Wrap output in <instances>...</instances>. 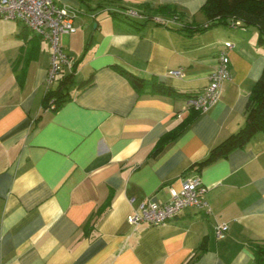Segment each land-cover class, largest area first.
Instances as JSON below:
<instances>
[{"label":"crops","instance_id":"obj_1","mask_svg":"<svg viewBox=\"0 0 264 264\" xmlns=\"http://www.w3.org/2000/svg\"><path fill=\"white\" fill-rule=\"evenodd\" d=\"M56 1L79 9L77 31L63 36L75 79L95 80L48 107L51 49L20 21L0 19V264H255L252 243H264V133L195 164L246 123L264 70L258 30L230 23L186 35L184 25L207 22L206 0ZM143 3L174 4L184 17L138 30L110 13ZM228 41L231 78L205 110L189 107L186 95L138 90L114 67L198 94ZM194 175L208 187L210 213L190 207L158 225L127 221ZM219 223L229 225L224 237Z\"/></svg>","mask_w":264,"mask_h":264},{"label":"built area","instance_id":"obj_2","mask_svg":"<svg viewBox=\"0 0 264 264\" xmlns=\"http://www.w3.org/2000/svg\"><path fill=\"white\" fill-rule=\"evenodd\" d=\"M78 13L77 7L56 0H0V19L20 21L51 45V63L46 79L48 90L57 85L63 73L71 72L75 64L74 58L63 46V36L77 31L75 18ZM127 14L132 17H143L133 9L127 10ZM156 20L167 23L169 19L156 17ZM233 24L239 25L240 22ZM233 47L232 42L225 43V48L220 51L217 58V68L210 74L208 85L202 92L189 98V107L205 110L220 97L225 81L231 78L232 61L229 51ZM173 73L183 75L181 69ZM170 190L171 195L167 201L150 198L140 206V209L129 214L127 221L132 225L143 222L158 225L174 219L190 207L206 213L211 212L206 199L208 187L199 176L184 177L179 190L174 188ZM228 229V223L217 224V236L224 237Z\"/></svg>","mask_w":264,"mask_h":264},{"label":"trees","instance_id":"obj_3","mask_svg":"<svg viewBox=\"0 0 264 264\" xmlns=\"http://www.w3.org/2000/svg\"><path fill=\"white\" fill-rule=\"evenodd\" d=\"M136 8L138 13L143 17L130 16L127 14V10L131 8L127 7L124 8V11L110 9V13L116 20L125 21L138 30H141L150 21L160 25L166 24V22L157 21L156 17L175 20H182L184 17V13L176 5L170 3L159 6L143 3L136 6ZM202 10L207 17V22L184 25L182 30L186 35L194 36L204 32L208 28L239 21V25L241 26L255 27L259 32V43L264 45V0H206ZM114 67L138 90L150 89L155 92L170 95H186L189 97L195 95L193 93L180 92L154 77L146 79L131 73L123 67ZM75 71L76 62L72 71L63 73L57 85L47 91L45 102L48 107L57 110L70 99V93L73 88L83 90L94 83V73L81 81H77L75 79ZM259 132L264 133V70L251 92L246 107L245 125L236 133L231 134L225 140L213 146L209 155L195 165H198V168L201 169L221 158L227 157L233 150L244 147ZM168 139L169 136H164L154 148L153 154L160 152ZM252 251L255 264H264V243H252Z\"/></svg>","mask_w":264,"mask_h":264},{"label":"rangeland","instance_id":"obj_4","mask_svg":"<svg viewBox=\"0 0 264 264\" xmlns=\"http://www.w3.org/2000/svg\"><path fill=\"white\" fill-rule=\"evenodd\" d=\"M30 33V32H29ZM31 34V33H30ZM44 44L47 46V48L49 47L51 49V45L49 44V42H47L46 40H44Z\"/></svg>","mask_w":264,"mask_h":264}]
</instances>
